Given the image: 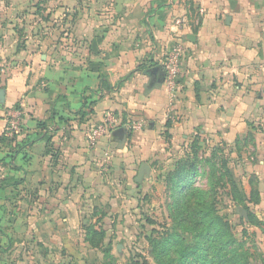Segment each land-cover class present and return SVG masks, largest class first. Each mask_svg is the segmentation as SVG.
I'll use <instances>...</instances> for the list:
<instances>
[{
    "label": "crops",
    "instance_id": "1",
    "mask_svg": "<svg viewBox=\"0 0 264 264\" xmlns=\"http://www.w3.org/2000/svg\"><path fill=\"white\" fill-rule=\"evenodd\" d=\"M199 1L206 14L193 32L174 25L188 12L183 0H67L56 6V30L44 29L54 51L43 42L4 50L11 59L0 75V210L55 221L88 213L90 187L114 174L135 195L155 183L170 145L199 134L231 146L246 192L253 181L261 191L256 213L264 216V0ZM175 40L185 54L171 107L164 76L152 69ZM10 107L22 111V131L7 145ZM107 113L118 124L91 145L86 127ZM143 163L150 172L137 181Z\"/></svg>",
    "mask_w": 264,
    "mask_h": 264
},
{
    "label": "rangeland",
    "instance_id": "2",
    "mask_svg": "<svg viewBox=\"0 0 264 264\" xmlns=\"http://www.w3.org/2000/svg\"><path fill=\"white\" fill-rule=\"evenodd\" d=\"M67 0H0V75L6 78L7 69L11 56L3 55L5 49L16 48L17 53L27 51L31 44H40L52 47L57 46L54 39L44 38L45 31L56 30V6H61ZM83 1L84 7L87 6ZM188 12L177 13L173 18L174 25L181 29L184 24H190L193 32H198L202 26L205 8L199 0H183ZM41 8L37 12L38 8ZM66 7V6H65ZM67 9V8H66ZM65 12L71 18V8ZM67 20H64L66 23ZM67 27V25L65 26ZM182 47V59L185 54V45L181 40H175L170 44ZM167 49V51H169ZM166 51V52H167ZM4 69V70H2ZM179 84V82H178ZM178 92L171 107L176 103ZM18 107H16L17 109ZM174 108V106H173ZM8 109L5 110L7 119ZM19 110V109H18ZM20 111V110H19ZM21 123H22V111ZM169 118L168 122L177 121V116ZM137 124V123H136ZM136 125H134L135 127ZM22 131V127L20 133ZM19 133V134H20ZM16 135L15 138H17ZM2 136V135H1ZM10 145L14 139H5ZM178 145L171 146L161 157L159 164L156 163L155 177L157 180L151 186L140 190L137 194L126 193L123 187L118 186L119 177L114 174L107 175L101 188L98 183L90 187L89 198L92 204L88 213L83 212L79 216H61L55 221L53 216H41L38 214L23 216L12 213V208L0 210V264H59V262H73V264H106L108 258L102 248H94L86 240L87 228L94 226L97 229H106L112 239V254L116 257V264H126L132 255L139 254L155 264L150 254L148 235L154 226H149L146 217L149 216L157 221L155 228L172 224L168 210V194L165 186L166 175L171 170L175 160L188 158L193 152H197L199 169L203 172L196 185L200 188H208L212 165L218 167L222 160L227 161V166L232 169L234 177L240 186L241 195H244V204L259 218L263 224L260 227L251 226L249 222L238 213L235 203L229 196L228 188L216 187L218 197L217 209L233 225L237 239L245 241V246L250 248L256 259L252 264H264V216L256 213V206L261 202L260 190L251 182L250 192H246L242 180L237 176L233 163L231 146L222 140H211L199 134L193 135L185 142L180 138ZM168 147V144H167ZM104 169H108V157L103 159ZM94 180V179H93ZM120 184V183H119ZM94 190H93V189ZM84 187L80 192L84 195ZM220 191V192H219ZM80 193V195H81ZM136 193V192H135ZM242 195V196H243ZM132 196H136L131 199ZM145 196V197H144ZM81 199V204H82ZM243 205V203H242ZM11 209V210H10ZM103 220L100 221L104 215ZM161 225V226H160ZM246 232V235L243 233Z\"/></svg>",
    "mask_w": 264,
    "mask_h": 264
},
{
    "label": "trees",
    "instance_id": "3",
    "mask_svg": "<svg viewBox=\"0 0 264 264\" xmlns=\"http://www.w3.org/2000/svg\"><path fill=\"white\" fill-rule=\"evenodd\" d=\"M38 10L41 8L37 12ZM189 156L175 160L166 175L165 188L172 224L160 225L162 229H157V221L146 217L149 226H154L147 239L155 264H252V260L256 259L254 253L245 246V241L237 239L232 223L218 212L216 187H229L227 193L235 203L238 213L251 226L260 227L263 222L244 204V195H241L240 186L226 160L223 159L218 167L212 165L208 188L203 189L196 185L197 178L203 174L198 168L197 152ZM3 191L4 186L0 185V196ZM240 208L247 215L241 213ZM104 216L105 213L100 221ZM101 228L88 227L86 240L92 247L103 249L108 258L106 264H116L117 259L112 254V239L108 236V231ZM246 232L245 230L243 233L246 235ZM126 264L152 263L147 257L135 254Z\"/></svg>",
    "mask_w": 264,
    "mask_h": 264
},
{
    "label": "built area",
    "instance_id": "4",
    "mask_svg": "<svg viewBox=\"0 0 264 264\" xmlns=\"http://www.w3.org/2000/svg\"><path fill=\"white\" fill-rule=\"evenodd\" d=\"M182 47L173 46L166 52L161 61L164 70V87L170 103L174 101L178 92V79L181 75ZM118 124V118L113 113H107L99 123L86 127L85 134L88 142L95 145L102 137L109 134ZM21 130V112L15 107H10L7 113L6 124L2 131L5 139H14Z\"/></svg>",
    "mask_w": 264,
    "mask_h": 264
},
{
    "label": "water",
    "instance_id": "5",
    "mask_svg": "<svg viewBox=\"0 0 264 264\" xmlns=\"http://www.w3.org/2000/svg\"><path fill=\"white\" fill-rule=\"evenodd\" d=\"M162 67L158 66V67H154L152 69V71L156 72L157 70H159L163 76H164V70L161 69ZM155 77V76H154ZM5 94H6V90L5 88H0V105L4 106V103H5ZM145 172H150V167L147 163H143L141 168H140V171L138 173V176H137V181H141ZM240 212L243 213L244 215H247V212L243 209V208H240Z\"/></svg>",
    "mask_w": 264,
    "mask_h": 264
}]
</instances>
